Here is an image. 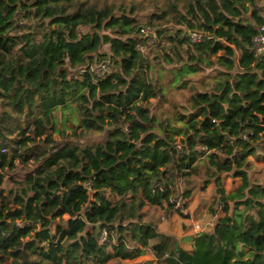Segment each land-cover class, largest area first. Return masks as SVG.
Returning <instances> with one entry per match:
<instances>
[{"label":"trees","instance_id":"16d2710c","mask_svg":"<svg viewBox=\"0 0 264 264\" xmlns=\"http://www.w3.org/2000/svg\"><path fill=\"white\" fill-rule=\"evenodd\" d=\"M141 8L0 0V264H121L146 249L168 254V264H264V173L251 163L260 140L264 152V58L253 51L264 0H167L149 15L161 42L148 56L138 48L150 39ZM191 30L204 34L200 42H190ZM108 59L110 74L90 68ZM206 68L217 73L196 86L192 73ZM171 88L191 92L175 102ZM58 112L81 125L58 127ZM201 167L226 215L189 252L143 208L165 201L182 213L171 198L180 181L191 196L190 171ZM223 173L242 184L226 193ZM100 226L111 228L106 244ZM115 235L126 242L114 244Z\"/></svg>","mask_w":264,"mask_h":264},{"label":"crops","instance_id":"0c3cea01","mask_svg":"<svg viewBox=\"0 0 264 264\" xmlns=\"http://www.w3.org/2000/svg\"><path fill=\"white\" fill-rule=\"evenodd\" d=\"M205 156L207 157V155ZM251 163L257 169L255 176H261L264 173V152H258V155L252 156ZM191 172L193 179L191 184L192 193L182 213L171 210L165 201L160 205H146L143 208L145 220L153 221L163 234L176 238L179 244L189 252H193L192 239L199 233L196 230V224L202 226L203 231L201 232L213 233L219 220L226 215L224 208L219 210L221 199L218 183L206 175L205 167H201L196 174ZM183 183L186 187V182ZM221 184L226 193H231L239 188L242 179L229 173H223ZM119 198L117 196L113 199ZM91 231H94L93 227ZM73 254L75 253L73 252ZM167 257H169L168 254L165 258H159L153 250L146 249L144 253L134 258L122 260L121 264H142L144 262L168 264Z\"/></svg>","mask_w":264,"mask_h":264},{"label":"built area","instance_id":"2783aa9c","mask_svg":"<svg viewBox=\"0 0 264 264\" xmlns=\"http://www.w3.org/2000/svg\"><path fill=\"white\" fill-rule=\"evenodd\" d=\"M20 23L24 24L25 19L21 18ZM160 28H157L156 26L153 25H144V27L141 28V32L145 35H149L150 39L148 40L147 44L140 43L138 45V48L144 53V55H147L151 52L152 48L155 46H158L159 43L161 42V39L159 37V32ZM187 36L190 40L191 43H198L202 40L204 34L200 31L197 30H191L187 32ZM253 51L255 52L256 56L258 58H264V25L260 26L259 32L256 34V36L253 38ZM113 66L112 62L110 59L105 60L103 62H100L98 64H91L90 68L97 74L98 76L104 77L106 74L111 73V67ZM88 67L82 66L78 67L73 70V72H78L80 74H83L87 71ZM246 138V136H244ZM258 147V152L262 153V147H263V141L260 140L259 144L257 145ZM177 148L180 151H183V146L180 143H177ZM86 187L91 190L92 193V182L87 183ZM177 192L176 194L171 198L172 203L174 204V209L178 210L180 209L181 211H184V204L187 202L188 199H184L183 197V192H184V185L183 181H180L178 187H177ZM219 207L223 208V203L219 204ZM196 230L200 233L203 231V228L200 224H196ZM112 235L111 228L109 226H100V235H99V241L101 244H106L107 242H110V237ZM125 241V235H115L113 239L114 244H119L120 241ZM126 242V241H125ZM67 247L69 249V252L71 249H74L73 255H76L77 249H75L71 243H67ZM71 254V253H70ZM72 255V254H71Z\"/></svg>","mask_w":264,"mask_h":264},{"label":"rangeland","instance_id":"374dc122","mask_svg":"<svg viewBox=\"0 0 264 264\" xmlns=\"http://www.w3.org/2000/svg\"><path fill=\"white\" fill-rule=\"evenodd\" d=\"M129 1H131V0H126L127 3H129ZM132 1H134L136 4H140L142 6V8H141L142 10L140 13L141 14V17H140V23L141 24H148L150 22V16L149 15L153 11L157 10L160 7H164L167 4V0H132ZM24 19H25V23L23 25L28 24L29 19L28 18H24ZM153 22H154L153 26H156L157 28H159L160 22L158 20H154ZM165 25L172 26L173 23L168 22V23H165ZM104 48H105L106 52L110 51L109 46H105ZM148 55L149 54H147V56ZM152 55H153V53H152ZM112 68H113V66L111 67V70H112ZM216 73H217L216 69L206 68L205 70H200L197 73H192V74H196V75H193V79L196 82V86H197L198 84H200V80H201L203 74H216ZM190 92H191L190 88L185 89L183 92L179 91L175 88H171V89H168L166 93H167V95H169V94L171 95V100H173L175 102H184ZM171 93H175V97H173ZM167 106H169V105H167ZM71 117L73 118V116L69 112H67L66 114L59 113L58 114V120H59L58 127H63V128H65V130L69 131L74 127V123H76L77 125H81V122L79 121L80 119H78V117H75L77 119L74 122L71 121L70 119H68ZM63 121H65L66 123H64ZM87 141L93 142L92 138H91V140L88 139ZM24 169H25L24 165H20L17 168V172H18L16 174L17 178H22L23 173L25 172ZM259 171H261V170H259ZM183 185H184V183H183ZM184 188H185V186H184ZM219 210H223V208L219 207ZM53 230H55V225L53 227ZM73 251H74V249H71L70 253L72 254Z\"/></svg>","mask_w":264,"mask_h":264},{"label":"water","instance_id":"95a60500","mask_svg":"<svg viewBox=\"0 0 264 264\" xmlns=\"http://www.w3.org/2000/svg\"><path fill=\"white\" fill-rule=\"evenodd\" d=\"M227 138V140H228V136L226 137ZM10 224L12 225V227H15L16 225H19V222H17V221H13V222H10ZM2 229L0 228V231H1Z\"/></svg>","mask_w":264,"mask_h":264}]
</instances>
